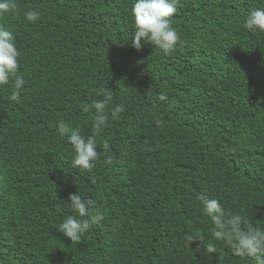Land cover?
Segmentation results:
<instances>
[{"label": "trees", "instance_id": "16d2710c", "mask_svg": "<svg viewBox=\"0 0 264 264\" xmlns=\"http://www.w3.org/2000/svg\"><path fill=\"white\" fill-rule=\"evenodd\" d=\"M15 2L0 27L26 84L15 102L14 77L0 86V264H252L213 240L197 197L264 230V33L243 27L264 0H177L168 53L132 47L134 0ZM101 88L124 111L96 136L94 167L74 169L56 126L92 135L83 107ZM76 192L103 219L71 242L59 230L79 219Z\"/></svg>", "mask_w": 264, "mask_h": 264}, {"label": "clouds", "instance_id": "9594fccd", "mask_svg": "<svg viewBox=\"0 0 264 264\" xmlns=\"http://www.w3.org/2000/svg\"><path fill=\"white\" fill-rule=\"evenodd\" d=\"M177 0H134L131 8L134 33L131 39L132 47L139 50L143 43H150L164 53L171 52L176 47L179 36L172 26L171 18L177 11ZM17 9L15 0H0V16L14 12ZM27 22L35 23L40 19L36 10L24 13ZM243 27L249 31L264 33V8H256L250 11L244 18ZM20 52L16 47L13 32L0 27V86L7 85L14 77V89L9 95L13 102L20 98V93L26 81L16 75L19 68L18 57ZM112 90L101 88L98 96L83 107L85 113L93 112V134L84 136L79 128H73L63 120L58 121L56 131L61 138H65L71 145L74 155L71 165L74 169L91 170L95 162L100 159L97 151L96 136L107 126L109 119L117 120L124 111L121 104L112 105ZM106 109H108L106 111ZM107 150V141L103 144ZM106 163H111L110 158ZM202 204V213L208 217L212 224L211 235L213 240L223 242L230 246L234 256L242 259H250L252 264H264V230L246 224L241 214H230L217 199H209L198 196ZM66 204L78 213L79 219L73 215L67 216L60 224L59 232L71 242H79L81 237L89 230L92 223L103 219L101 214L90 216V210L94 206L91 199L82 198L77 192L70 194ZM201 233L187 235V244L200 241ZM218 251L216 244L209 242L206 252L209 254Z\"/></svg>", "mask_w": 264, "mask_h": 264}]
</instances>
